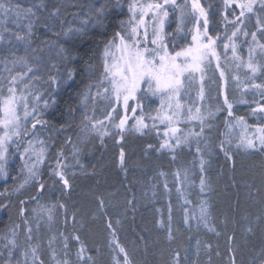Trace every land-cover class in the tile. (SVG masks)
Segmentation results:
<instances>
[{
  "label": "trees",
  "instance_id": "trees-1",
  "mask_svg": "<svg viewBox=\"0 0 264 264\" xmlns=\"http://www.w3.org/2000/svg\"><path fill=\"white\" fill-rule=\"evenodd\" d=\"M15 1L25 5L24 0ZM215 3L201 0L206 10L211 9L208 22L218 25L220 8ZM61 4L46 0L45 22L41 27L34 25L32 43L24 51L15 47L5 57H22L27 50L36 54L44 44H56L60 37L43 29H49L48 18ZM125 17V10L108 6L103 27L62 43L63 65L69 67L72 78L38 117L46 123L37 124L33 133L30 123L26 126L30 137L22 134L11 143L5 178L0 181V264H55L48 248L51 237L63 264L120 263L117 243L127 251L130 264H264V151L225 146L232 157L228 159L220 150L222 113L212 119L199 144L193 140L174 150L162 149V138L150 129L90 134L81 144V169L70 176L69 187L64 188L55 175L67 163L69 147L82 126L77 108L87 85L97 80L100 53ZM34 58L25 59L28 68L37 64ZM256 80L264 89V66ZM8 87L1 82L0 98ZM99 100L92 107L97 120L110 112L105 97ZM253 106L239 105L231 112L250 127L264 126V120H255ZM37 137H42L46 149L43 167L39 165L38 177L21 183L19 154ZM27 187L29 191L22 192ZM43 200L54 206L51 225L43 217H32V209H38L34 205L39 207ZM201 207L207 208V227L200 222ZM31 248L36 253L32 263L29 255L23 261L21 253ZM15 255L22 258L19 263Z\"/></svg>",
  "mask_w": 264,
  "mask_h": 264
},
{
  "label": "rangeland",
  "instance_id": "rangeland-1",
  "mask_svg": "<svg viewBox=\"0 0 264 264\" xmlns=\"http://www.w3.org/2000/svg\"><path fill=\"white\" fill-rule=\"evenodd\" d=\"M45 1L46 0H24L22 3L25 5H18L22 8H33L37 16L39 17L35 25L41 27L45 22L43 14ZM58 1L62 3L60 10H58V12H53L52 15L49 16V29H43V32L47 34L51 33L52 35L54 34V32L58 33V37L60 38L56 39V44H53V46H50V43L44 44L39 48V52L36 54H32L33 52L30 53L31 55L27 54V50L22 55V57H24L25 59L35 57L34 59L37 60V64L39 65H34L32 72H28V67L25 64L26 62L14 63L13 61H16L17 58H15L13 55H11V57H5V55H9L15 47H22L23 51L27 49V47L23 43L22 45H20L21 42L17 41L15 37L11 35L13 32L23 33L25 29L23 27H17V25L13 22L15 20V16H13L11 13H9L7 17H4L3 13H0V20L4 21L3 23H0V35L3 36V39H0V84L2 82L5 84V86L7 84L9 86V80L12 76H17L19 80L21 74L27 73V75L23 77V80L16 85V95L18 97L23 95L26 98L18 100V111L21 117L22 124H24L25 126H29L30 123L33 122V117L38 118L39 116L43 115L46 109L51 106L56 94L60 92L63 89L62 87L65 86L66 83L72 78L69 77V67H65V65H63L65 56L64 51H60V49L63 48L62 43L64 41H68V39L75 34H77L79 37L83 35L87 30L101 27L100 25L95 23V19L91 16V14L95 12L96 8L103 5L105 9L104 15L108 6H110L111 10L113 11L122 12L123 10H125L126 17L123 20L124 25L123 27H121L120 23L118 25L117 31H122L125 32V34L130 35L131 32L129 21L132 20L133 13L129 11V5L133 3L144 5L148 3H159L163 6L162 10H166L168 13L166 17H163L162 35L164 37L163 42L167 45L169 52L174 54L181 48L193 45L192 36L197 33V28H199V31L201 33L207 31L208 36H211L215 40V47L220 57V70L225 73L224 77L221 78L220 70L217 69V61L215 59H212L211 64L207 67L204 81L201 82V80L199 79V75L197 74L196 79L191 82L190 86H186L184 94L180 98L181 103L185 105L181 110L182 117L174 125L181 130L177 133V135L183 136L191 132H200V122L198 120L189 121L187 119L188 108L191 107L192 112L195 114L196 109L199 107L201 109V114L206 117V119L204 120L203 133L210 128L212 119L217 117L218 113H222L225 115V119L223 122L224 126L221 134L222 141H225V146L238 148L236 145L240 142L241 135H245L255 140L257 144L259 143L257 138L264 134L259 130L264 129V126L262 125L250 127L243 121L239 122L238 119L233 115H228L229 108L227 104H225V97H227L228 103L232 105V108L239 105L250 107L251 104H254V110L258 109L261 106H264V89L261 86H253L258 84L256 83V79L261 72V67L264 66V47H261V45H264V8L260 7L259 2L255 4V13L245 12L244 16H240L241 9L237 5L241 2H244V0H233V2L228 5L225 4L224 0H216L214 6L220 8V23L216 25L208 22L207 29H205L204 18L200 17L198 12L193 11L192 0H176L177 5L184 6L187 10V14L183 17L181 16V12L178 7H175L172 4H164V0H127L126 3H124V0ZM15 2V0H11V3L13 5H17V3ZM198 2L200 6L205 10L206 15L209 14V10L211 9L206 10V7L202 6L201 4V0H198ZM0 3H4L6 6H8L9 0L0 1ZM139 15L140 13L136 12V16L139 17ZM86 17L89 18V23L82 24L81 21ZM237 17H239V19H237ZM258 18L260 21L259 24ZM54 19L55 21H52ZM145 22L148 24L147 45L149 47H154V45L151 44V40L153 38V27L159 29V21H152L151 15H149L145 17ZM20 23L23 25L26 22L22 20ZM55 26L57 27L55 28ZM70 28H82L83 31L79 33L71 32L66 37L64 33ZM5 29H7V31H5ZM237 29H239V31H237L236 36L233 37L232 33ZM139 32L140 40L144 41V28L141 27L139 29ZM245 32L248 33L247 36L244 35ZM253 32L256 33L255 41L252 39L251 35ZM230 37L231 39H229ZM202 39L206 41L207 36H203ZM60 41L61 44L58 45V42ZM117 43H119V39H117ZM225 44H228L229 47L225 48ZM232 44L236 45V56H233L232 54ZM250 49L252 50L251 52ZM1 51H3V54L1 53ZM112 51L117 57H119V52H117L115 49H113ZM16 52L17 51H13V53ZM100 54V63L96 72L97 80L94 82V84L87 85V89L83 92L77 108L78 110L76 114L78 125L82 126L77 130L75 135L76 138L72 140V143L69 147V154L66 158L67 163H63L59 166L58 171H63L67 180L74 172H77L81 169L78 160L80 155L79 151L83 140L90 134L106 135L104 134L105 132H107V134L111 132L121 133L120 129L115 126L119 125L121 119H125L126 129L136 130L137 120L143 117L144 122L148 125V127L143 128L142 131L147 129L155 130L162 138V143L165 139L168 138L164 135L167 129L168 122L165 121L164 123H161L159 119H152V117L157 116V113L161 108L159 95L153 96L151 93L146 91L147 86L142 85L141 87L145 90L137 92L136 95L139 99L129 100V107L127 110H125L123 100L117 103L115 97L112 95L110 83H108V81H104L103 84H101L102 78L105 75V62L107 60L109 64L112 63V57L109 56L106 58L104 56V48ZM237 57H239V59H237ZM249 62H251L256 67L257 70L255 73L249 70L247 66ZM59 65L60 67L57 68V66ZM25 85H27V87H25ZM202 85L205 94V98L203 101L199 99L200 89ZM104 87H107L109 89L107 93L104 92ZM97 92L101 94L97 95ZM9 95L10 93L8 92V88L4 89L3 96L0 98V104H2L3 98L8 97ZM37 97H40V99H37ZM104 97L110 104L108 105V108L110 109L109 113H112L111 119H109V113L107 114V116L105 115L100 120H97L95 118L93 119V104L95 103L97 98L99 100ZM45 101H47V107L45 106ZM25 103L29 105V112H32L33 107L37 109V111L33 113L32 116H29L27 118V121L24 120L23 105ZM138 104L139 106H137ZM133 108L136 109L135 112L132 111ZM113 109H115V112H113ZM165 110H167L166 104ZM209 112L213 113L214 115L209 116ZM2 117L3 112H0V118ZM85 117H88V119H85ZM254 117L255 120L258 121L264 120V112L255 111ZM94 123L96 124L95 130L92 128V125ZM230 125L234 127H230ZM34 130L35 129H32V133L34 132ZM23 131L24 129L21 128L22 134ZM2 134L3 129L0 128V135ZM31 134H29V136L26 135L28 136L27 138H29ZM168 136L171 137L172 133L169 132ZM201 138L202 135L199 137L189 135L188 144L193 140L197 141ZM15 139H17V137L14 136L12 140L15 141ZM229 139L232 140V143L230 144L227 143V140ZM30 140L33 141V146L37 151L41 147H43V145L39 143V141L42 140V137H37L36 140ZM11 143L12 142H10L8 145V151L10 145H12ZM170 143L175 144V140L172 139ZM26 144V147H28V142ZM163 149L174 150L176 148ZM22 153H24V150L19 154L20 160ZM7 156L8 155L6 154V162L4 163V167L8 161ZM29 156H32L31 151L25 154V160H27ZM43 163H41L42 167ZM21 166L22 168L18 173L21 176L19 178V181L22 183L24 178L25 180L33 179L29 178V173L24 160H21ZM4 178V173L0 174V181H2ZM62 185L64 186V183ZM28 191V187L22 189V192L27 193ZM44 201L45 200L41 202V205H39V207L37 205H34V207H37L38 209H32V217H35V219L37 218L39 220H41V217H43L45 223L51 225L54 222V214L52 215V213L54 212V206H52V204L49 205ZM49 240L50 241L48 244V248L50 250L51 259L56 261L55 264H63L59 257L56 255L55 239L51 237ZM59 246L61 247L62 243ZM21 254L22 255L20 257L23 258V261L26 260L27 256L29 255L31 262V259L35 256L34 250L32 248L30 249L29 253L27 252L26 254H23L22 252ZM15 257H17L15 259L17 263H19L20 257L16 255ZM120 258L122 259L120 260L119 264H123L124 257L121 253ZM26 263L27 262H25V264Z\"/></svg>",
  "mask_w": 264,
  "mask_h": 264
},
{
  "label": "snow or ice",
  "instance_id": "snow-or-ice-1",
  "mask_svg": "<svg viewBox=\"0 0 264 264\" xmlns=\"http://www.w3.org/2000/svg\"><path fill=\"white\" fill-rule=\"evenodd\" d=\"M225 4L228 5L233 2V0H224ZM259 2L260 7L264 8V0H244V2L239 3L237 6L241 9L240 16H244L245 12L255 13V4ZM164 4H172L175 7H178L181 12V16L187 14V10L184 6L177 5L176 0H164ZM192 8L194 12H198L200 17L204 18V27L207 29L208 18L205 13V10L200 6L198 0H192ZM163 6L159 3H148L144 4H136L133 3L129 5V11L133 13L132 20L129 21L130 24V35L125 34V32L117 31L115 35L104 45V56L107 58L109 56L112 57V63H108L107 60L104 66L105 75L102 78L101 84L104 81H108L111 85L112 95L115 97L117 103L123 100V104L125 110L128 109L129 100H137V92L144 91L141 86L146 85V91L151 93L153 96L159 95L161 101V108L157 113V116L152 117L153 120L159 119L161 123L165 121L168 122L167 129L164 133L165 137H168L161 144V148H169L174 149L179 147L181 144H187L189 135L199 137L202 135L204 131V120L206 117L201 114V109L198 107L196 109V113L192 112L191 107L188 108L187 119L189 121L198 120L201 124L200 132H191L189 134L180 136L177 135L181 130L174 125L181 119L182 112L181 110L185 105L181 103V96L184 94V90L186 86H190L191 82L196 79L197 74L199 75V79L204 81L205 74L208 65L211 64L212 59L217 61V69L220 70L219 64V54L215 47V40L208 36L207 31L201 33L199 28H197V33L192 36L193 45H189L187 47L181 48L179 51H176L174 54L170 53L167 45L163 42L164 37L162 35L163 32V17L168 15L166 10H162ZM104 6L95 9V12L91 14L92 18L95 19V23L103 27L104 24ZM136 12H139V17L136 16ZM0 13H3L4 17H7L9 13L15 16V20L13 21L17 27H23L25 31L23 33L13 32L11 35L15 37V39L21 43H23L26 47L32 43L31 36L33 34V29L35 23L38 21L39 17L33 8H22L18 4L13 5L11 0H9L8 6L4 3H0ZM55 14V13H54ZM151 15L152 21H159L160 28L156 29L153 27V38L151 40V44L154 47H149L147 45L148 39V24L145 22V17ZM239 19V17H237ZM25 21L23 25L20 23L21 21ZM134 21V23H133ZM3 20H0V23H3ZM82 24L89 23V18L86 17L81 21ZM260 23L258 18V24ZM124 22H121V27H123ZM47 27V25H44ZM144 28V41L140 40V32L139 29ZM7 31V29H5ZM82 28L76 29H68L64 33L67 37L71 32H82ZM233 31L232 36H236V32ZM56 35H59L56 33ZM245 36L248 35L247 32L244 33ZM252 39L256 40V33L253 32ZM207 36V40H203L202 37ZM0 39H3V36L0 35ZM117 39H119V43H117ZM231 39V37L229 38ZM47 43V42H46ZM54 43V42H53ZM229 45L225 44V48H228ZM232 54L236 56V45L232 44ZM264 47V45H261ZM115 49L120 53L119 57L115 55L112 51ZM61 52L64 51L63 48L60 49ZM252 50L250 49V52ZM239 59V57H237ZM15 62H25L24 57H18ZM239 66V65H238ZM249 70L253 73L256 72V67L249 62L247 65ZM28 72H32V68H28ZM27 75V73H23L20 75L18 80L17 76H12L9 80L8 92L10 95L8 97L3 98L2 104H0V112H3V117L0 118V128L3 129V134L0 135V174L5 172L4 163L6 162V154L8 152V145L10 142L15 143L12 138L15 136L19 138L21 133V128L24 129L23 135H28L27 127L21 123V117L18 111V100L26 99L23 95L17 96V88L16 85L23 80V77ZM221 78L224 77L225 73L220 70ZM69 77H71V73H69ZM36 78V77H33ZM254 87H260L259 85H253ZM27 87V85H25ZM109 89L104 87V92L107 93ZM101 93L97 92V95ZM205 98L203 85L200 89L199 99L203 101ZM40 99V97H37ZM165 104L167 105V110H165ZM225 104H227L229 108L228 115L232 116L231 108L232 105L228 103L227 97H225ZM45 106L47 107V101H45ZM139 106V104L137 105ZM24 107V120L27 121L29 116H32L33 113L37 111L35 107L32 108V112L28 111L29 105L25 103ZM135 108L132 109L135 112ZM255 111L264 112V106L259 107L258 109H254ZM115 112V109H113ZM209 116L214 115L209 112ZM112 113H109V119H111ZM88 119V117H85ZM239 122H242L243 118H237ZM45 121L33 117L32 129H36L37 124H44ZM102 123V122H101ZM120 129L121 132L126 131L125 128V119H121L119 125H115ZM148 125L144 122L143 117L137 120L136 131L142 132L143 128H147ZM230 127H234L230 125ZM92 128L96 129V124L92 125ZM262 133H264V129H260ZM171 132L172 136L169 137L168 133ZM104 134H107L105 132ZM174 139L175 144L170 143V141ZM259 143L257 144L255 140L241 135L240 142L236 145L238 148H242L244 150H262L264 151V134L257 138ZM41 145L44 144V141H39ZM227 143H232V140H227ZM197 144H199V140H197ZM28 147L24 149V153L21 154V160L25 161V165L27 167L29 178L38 177V166L43 163L46 149L41 147L38 151L33 146V141H28ZM197 152H200V148L197 147ZM220 150L224 152L225 156L228 159H232L231 155L228 152V149L225 147V141H222L220 144ZM32 152V156H29L27 160H25V154ZM121 157H123V152H121ZM204 161L201 160V171L203 172ZM55 175H57L60 180L64 183L65 188L69 187L68 180L65 178V174L63 171H56ZM27 183V180L25 181ZM40 188L44 187L43 183H40ZM205 181L203 177L201 178V191L204 190ZM23 203V202H22ZM102 203V202H101ZM63 207V205H61ZM24 209H21L23 213ZM195 219V217H192ZM207 208H200V222L205 223L207 227ZM186 223L188 220L186 219ZM111 227V224H109ZM31 230L29 229V232ZM30 238V237H29ZM171 238V236L169 237ZM78 239V237H77ZM231 239V238H230ZM9 243H13L9 241ZM199 243V242H197ZM67 247V244H65ZM117 248H119L120 252L124 254L123 264H130L127 251L117 243ZM83 251V249H81ZM35 255V251H34ZM64 264H68V261H64ZM119 264V262H117ZM233 264L235 262L233 261Z\"/></svg>",
  "mask_w": 264,
  "mask_h": 264
},
{
  "label": "bare ground",
  "instance_id": "bare-ground-1",
  "mask_svg": "<svg viewBox=\"0 0 264 264\" xmlns=\"http://www.w3.org/2000/svg\"><path fill=\"white\" fill-rule=\"evenodd\" d=\"M21 167H22V166H21ZM20 170H21V169L18 170V173L20 172ZM5 171H6V164H5ZM4 175H5V172H4ZM17 176H18L17 179L19 180V178L21 177L20 174H17ZM28 180H29V179H28ZM25 181H26V180H25V178H24V180H23L22 183H24ZM35 255H36V253H35ZM34 257H35V256H34Z\"/></svg>",
  "mask_w": 264,
  "mask_h": 264
}]
</instances>
